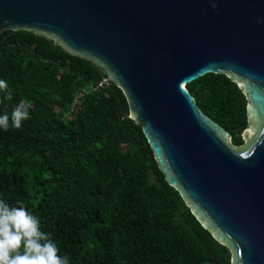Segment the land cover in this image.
<instances>
[{
    "label": "trees",
    "instance_id": "obj_1",
    "mask_svg": "<svg viewBox=\"0 0 264 264\" xmlns=\"http://www.w3.org/2000/svg\"><path fill=\"white\" fill-rule=\"evenodd\" d=\"M104 76L47 36L0 34V113L30 102L20 128L0 130V199L22 201L69 264H231L167 183L121 89H90ZM186 88L242 147L250 122L237 82L208 74Z\"/></svg>",
    "mask_w": 264,
    "mask_h": 264
},
{
    "label": "water",
    "instance_id": "obj_2",
    "mask_svg": "<svg viewBox=\"0 0 264 264\" xmlns=\"http://www.w3.org/2000/svg\"><path fill=\"white\" fill-rule=\"evenodd\" d=\"M5 31L47 36L100 67L231 264H264V0H0ZM208 74L247 97L242 147L186 88Z\"/></svg>",
    "mask_w": 264,
    "mask_h": 264
},
{
    "label": "clouds",
    "instance_id": "obj_3",
    "mask_svg": "<svg viewBox=\"0 0 264 264\" xmlns=\"http://www.w3.org/2000/svg\"><path fill=\"white\" fill-rule=\"evenodd\" d=\"M6 88L7 82L0 79V90ZM4 100H11V95L5 94ZM29 107L30 102L21 101L10 113H0V130L20 128L21 121L29 119ZM57 253L51 234L41 231L38 217L22 201L10 206L0 199V264H69L66 254Z\"/></svg>",
    "mask_w": 264,
    "mask_h": 264
},
{
    "label": "built area",
    "instance_id": "obj_4",
    "mask_svg": "<svg viewBox=\"0 0 264 264\" xmlns=\"http://www.w3.org/2000/svg\"><path fill=\"white\" fill-rule=\"evenodd\" d=\"M111 80L104 76L96 85L90 87L91 90L97 91L100 89H108L111 85ZM87 90L79 91L74 99V103L72 105V110H75L78 103L81 101V98L86 94ZM72 112V111H71Z\"/></svg>",
    "mask_w": 264,
    "mask_h": 264
},
{
    "label": "rangeland",
    "instance_id": "obj_5",
    "mask_svg": "<svg viewBox=\"0 0 264 264\" xmlns=\"http://www.w3.org/2000/svg\"><path fill=\"white\" fill-rule=\"evenodd\" d=\"M246 131L244 132V134H243V140L245 139V137H246ZM244 145H245V143H244Z\"/></svg>",
    "mask_w": 264,
    "mask_h": 264
}]
</instances>
